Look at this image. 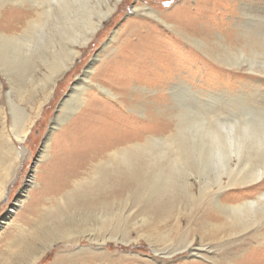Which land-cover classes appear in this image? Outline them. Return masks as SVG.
Listing matches in <instances>:
<instances>
[{
	"label": "bare ground",
	"instance_id": "bare-ground-1",
	"mask_svg": "<svg viewBox=\"0 0 264 264\" xmlns=\"http://www.w3.org/2000/svg\"><path fill=\"white\" fill-rule=\"evenodd\" d=\"M21 1L28 2L31 8L25 13H17L12 20L5 18L2 26L7 32H0V70L11 81L7 93L8 107H0V202L11 182L13 163L24 155L15 142L24 143L35 123V118L26 115L25 108L11 95L15 93V87L19 88L16 94L21 100L24 101L26 95V84H14L15 79L11 74L14 65L21 62L25 65H20L24 81L30 82L31 88L36 89V60H43L47 79L40 80L43 82L44 96L39 101V113L54 93L59 79L80 55L81 49L92 41L122 0ZM154 13L151 9L148 12L150 16H157ZM244 17L248 18L250 14L244 13ZM19 23H23L21 32L9 33ZM46 26L50 28L47 30ZM242 32L245 36L243 45L233 50L220 43L221 51L213 54L216 60L237 67L242 62L249 63L250 67L254 64L251 62L252 55L263 52L264 32L260 28V32L257 31L254 36L251 26L244 27ZM116 35L117 32L109 42L114 41ZM191 40L206 47L198 38L191 37ZM127 48L134 52L133 47ZM136 51L141 54L145 49L139 47ZM99 59L100 55L74 87L79 101L66 116L83 106L84 109L74 122L72 132L77 133L79 129L86 131L83 127L89 129L94 122L90 119L96 104L89 97H84L89 89L116 100L122 108L149 117L151 126L155 132H159L148 134L143 142L135 139L115 141L108 158L95 163L84 179L75 181L72 178L80 174L88 161L85 151L73 166L68 163L64 165L66 170L62 168L59 173L66 175L50 184V191L56 194L71 182H75V189L65 191L60 197L55 196V201L50 202L52 205L38 204L42 219H39L40 216L36 218L31 229L17 226L23 232L19 233L17 239L9 241V250L0 251V264H7L14 253L22 252L20 249L27 238L24 236L26 232L30 236L40 230H48L62 237L71 235L73 232L68 228H61L71 221V215L79 216L80 223L85 224L84 230L79 231L80 235H88L98 248L82 246L75 249V254L69 253L63 260L57 259L55 264H76L77 258L97 254L109 240L130 243L132 240L127 229L120 222L131 216L142 217V222L149 226V234L145 237L156 254L171 256L190 251L194 261L181 264H197L195 260L200 258H208L210 264H264V191L240 202L224 200L238 187L253 189L264 180L262 93L257 88L246 92L241 89L230 92L231 87L210 90L211 84L206 86L208 89L201 85L198 88L177 76L178 81L170 82L167 87L169 95L160 96L174 105L164 103V106H156L151 102L153 108H148L147 101L138 100L127 106L124 92L120 99L106 86L91 80L94 64ZM194 60L201 64L206 62L202 57L190 62L194 63ZM166 75V72H162L157 77L162 79ZM1 89L0 83V92ZM31 99L28 101L33 103L34 98ZM149 109L150 113H147ZM9 116L12 118L11 125ZM67 117L58 116L53 122V130L58 129ZM140 133L143 136L144 132L142 135ZM80 139H84V136L78 134L74 141ZM70 156L71 153L65 158L60 157L65 160ZM59 173L54 175L58 176ZM31 210H34V204ZM177 210L181 213L186 210L185 218ZM49 247L48 244L45 249ZM45 251L40 255L35 254L31 264L37 263Z\"/></svg>",
	"mask_w": 264,
	"mask_h": 264
},
{
	"label": "rangeland",
	"instance_id": "rangeland-1",
	"mask_svg": "<svg viewBox=\"0 0 264 264\" xmlns=\"http://www.w3.org/2000/svg\"><path fill=\"white\" fill-rule=\"evenodd\" d=\"M30 8L31 5L28 2L21 0H15V2L0 0V32H7L2 26L5 18L12 20L17 13H25ZM150 9L157 16H150L148 14ZM244 13H249L250 17H244ZM263 20L264 0H122L117 9L105 20L92 41L81 49L80 55L59 79L54 93L39 113V101L44 96L43 82L40 80L47 79L44 75L47 68L43 60H36L37 68L35 67L36 74L34 75L36 89L31 88L30 82L24 81L25 76L20 66L23 63L14 65V74L11 73L15 79L14 84H26V95L24 101L17 97L18 87H15V91L13 90L15 93L11 95L25 108L26 115L35 118V123L24 143L15 142L17 149L20 152L24 151V155L18 158L16 164L13 163L6 199L0 202V251L9 250V241L17 239L19 233L23 232L17 226L31 229L35 225L36 218L40 216L39 219H42L39 215L38 204L52 205L55 196L60 197L65 191L75 189V182H71L68 187L61 188V191L54 194L50 191V184L55 183L58 177L61 179L66 175L64 172H59L62 168L63 171L66 170L64 165L67 163L73 166L82 156V151L87 154L88 161L86 160L80 174L72 178L74 180L84 179L95 163L107 159L108 153L113 151L115 141L135 139L143 142L148 134L159 132L158 130L155 132L149 117L133 112L129 108H122L116 100L103 96L94 89L87 90L84 96L89 97L88 99L96 104L91 111L92 119L90 120L94 121L89 125L91 129L83 127L86 131L79 129L77 133L72 132L74 122L84 109L83 106L70 116H66L79 101V95L74 87L99 55L100 59L94 64L91 80L106 86L119 95L120 99L124 92V99L128 101L127 106L129 104L131 106L138 100L147 101L148 108H153L151 102L156 106H164V103L174 105L169 99L165 100L160 96L168 94L167 87L173 81H178L177 76L198 88L200 85L206 87L210 84L212 86L210 90H223L225 87H231L230 92L239 89L246 92L257 88L256 90L264 96V46L263 52L252 55L251 62L254 64L251 67L246 62H242L239 67L229 66L213 56L215 52L221 51L220 43L233 50L243 45L245 36L242 31L246 26L254 28V36L258 33L257 31L260 32V28L261 32H264ZM165 22L174 26L167 25ZM22 24L14 25L9 33L21 32ZM242 24L245 26L243 27ZM50 26H46V29L48 30ZM115 32H117L116 39L109 42ZM139 35L143 37L140 38ZM191 37L202 40L206 47L195 44ZM128 46L133 47L134 52L129 51ZM136 46L144 47L145 51L141 54L137 53L136 50L139 47ZM200 57L206 62L202 64L195 60L194 63L190 62L191 59ZM162 72H166L168 76L162 79L157 77ZM126 81H129L128 84ZM0 83L2 87L0 107L1 105L8 107L7 93L10 90L11 81L1 70ZM31 97L34 98L33 103L28 101ZM157 111L158 109L156 113ZM148 112L150 113V109ZM58 116L67 117V119L58 129L53 130V122ZM11 122L12 118L9 116L10 125ZM89 131H91L90 134H88ZM139 133L141 135L143 133V136ZM78 134L84 136V139L75 142ZM70 153V159L63 160ZM57 173H59L58 176L54 175ZM261 191H264V180L253 189L238 187L225 196L224 200L230 203L240 202ZM32 204H34V210H31ZM177 212L185 218L186 210L183 211L184 214L179 210ZM69 218L71 221L63 224L61 228H68L73 232L71 235L66 234L62 237L48 230H40L30 236L26 232L24 236L26 235L27 238L23 240L20 249L22 252L14 253L7 264H31L35 254L40 255L43 250H46L45 253L35 264H55L57 259L63 260L68 257L69 253L75 254V249L82 246L98 248L95 242L87 237L88 235H80L79 231L84 230L85 224L80 223L79 216L71 215ZM121 222V226L127 229L128 236L132 240L130 243L122 241L116 243L114 240H109L102 250L94 254L95 256L77 258L76 264H181L194 261L190 251H182L171 256L156 254L145 237L149 234V226L142 222V217L131 216ZM48 244L50 247L45 249ZM207 259L200 258L195 261L197 264H210L211 262Z\"/></svg>",
	"mask_w": 264,
	"mask_h": 264
},
{
	"label": "snow or ice",
	"instance_id": "snow-or-ice-1",
	"mask_svg": "<svg viewBox=\"0 0 264 264\" xmlns=\"http://www.w3.org/2000/svg\"><path fill=\"white\" fill-rule=\"evenodd\" d=\"M3 199H6V197H4Z\"/></svg>",
	"mask_w": 264,
	"mask_h": 264
}]
</instances>
